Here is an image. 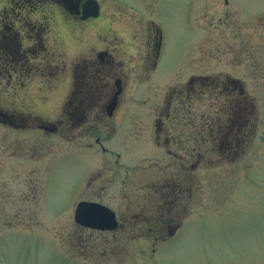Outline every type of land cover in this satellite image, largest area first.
<instances>
[{
	"label": "rangeland",
	"instance_id": "1",
	"mask_svg": "<svg viewBox=\"0 0 264 264\" xmlns=\"http://www.w3.org/2000/svg\"><path fill=\"white\" fill-rule=\"evenodd\" d=\"M94 1L102 18L90 21L88 45L58 30L55 50L74 61L86 47L89 56L100 47L97 34L110 38L113 27L125 53L135 32L137 55L131 51L123 94L131 106L123 104L111 122L126 130L123 113L131 112V191L117 194L115 158L88 147L93 138L18 136L0 125V264H264V0ZM152 23L161 42L147 69L141 51ZM225 75L240 82L223 89ZM90 90L100 99L96 86ZM185 113L198 129L184 122ZM154 118L184 150L154 149ZM121 139L113 143L127 150ZM155 160L170 179L149 166ZM127 161L123 155L121 164ZM170 173L183 194L173 204L165 200L171 227L155 240L143 219L160 202L146 191L159 179L171 182ZM83 201L108 207L126 227L77 226L74 212Z\"/></svg>",
	"mask_w": 264,
	"mask_h": 264
},
{
	"label": "flooded vegetation",
	"instance_id": "2",
	"mask_svg": "<svg viewBox=\"0 0 264 264\" xmlns=\"http://www.w3.org/2000/svg\"><path fill=\"white\" fill-rule=\"evenodd\" d=\"M84 3L85 0H0V125L18 136L39 133L57 140H74L77 136L93 138L94 145L89 144L88 147L96 146L103 154L115 158L117 170L113 178L120 186L117 194L127 198L128 191H131V172L136 167H131V112L123 113L126 118L123 121H127L129 126L126 130L120 131L111 122L123 104L131 106V98L123 94L128 72L131 73V58L137 55L136 36L131 30V42L127 43L129 51L124 53V39L118 37V31L110 27L106 34L110 38L103 39L97 34V40L94 41H98L100 47L92 49L90 57L86 47L81 50L82 56L74 61H71L68 53L65 56L56 55L58 30L68 37L72 36V32L76 33L85 46L88 45L89 32L94 34L95 29L89 23L102 17L99 13L97 18H84ZM98 31H101V27ZM144 34L147 36L141 53L144 65L151 69V57L157 55L160 48V30L152 23V26H146ZM131 51L135 52V56ZM225 76L229 80H226L223 89L227 88L226 83L240 82ZM191 77L188 83H194L195 78ZM92 86H96V92L100 90V99L93 97L90 90ZM231 90L228 91L230 95ZM47 91H51L53 96L46 97ZM42 104L46 106L47 112H40ZM244 108L245 105H242L241 116ZM166 118L170 119V114ZM189 121L198 129L195 119L185 113L184 122ZM162 125L160 118H154L155 136H152V131L148 135L149 138L153 137L154 149L165 154L184 150L177 146L175 138L171 139L172 135L166 134ZM89 131L91 135H87ZM114 137H121V142L127 143V150L123 144L118 150V146L113 143ZM192 150L196 149L192 147ZM123 155H128L127 164L120 162ZM155 161L149 166L153 165L156 174L167 181V170L156 166L160 160ZM149 166L147 174L150 176L152 168ZM191 167L193 170L194 164ZM170 176L171 182L162 184L159 181L163 180L159 179L146 191L148 196L145 198L152 196L160 202L157 211L152 213L150 210L148 218L144 216L143 219L145 225L155 228L158 233L155 240L162 239L165 231L171 227L167 220L168 204L165 200L172 199L173 204L177 196L183 194V187L177 181L178 176L174 178L171 173ZM138 218L136 216L134 223L138 222ZM117 222L116 230L126 227V220L118 219Z\"/></svg>",
	"mask_w": 264,
	"mask_h": 264
},
{
	"label": "water",
	"instance_id": "3",
	"mask_svg": "<svg viewBox=\"0 0 264 264\" xmlns=\"http://www.w3.org/2000/svg\"><path fill=\"white\" fill-rule=\"evenodd\" d=\"M99 16V6L94 0H86L83 5L84 18ZM74 223L80 227L111 232L117 229L118 222L115 213L108 207L92 202H81L74 212Z\"/></svg>",
	"mask_w": 264,
	"mask_h": 264
}]
</instances>
